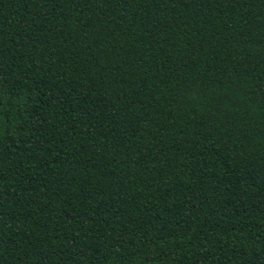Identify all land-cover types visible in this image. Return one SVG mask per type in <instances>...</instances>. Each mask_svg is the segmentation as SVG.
Returning <instances> with one entry per match:
<instances>
[{
	"label": "trees",
	"instance_id": "16d2710c",
	"mask_svg": "<svg viewBox=\"0 0 264 264\" xmlns=\"http://www.w3.org/2000/svg\"><path fill=\"white\" fill-rule=\"evenodd\" d=\"M0 264H264V0H0Z\"/></svg>",
	"mask_w": 264,
	"mask_h": 264
}]
</instances>
